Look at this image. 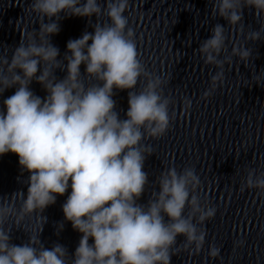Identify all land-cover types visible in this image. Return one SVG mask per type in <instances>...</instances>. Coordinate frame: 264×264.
Masks as SVG:
<instances>
[{
  "label": "clouds",
  "instance_id": "clouds-1",
  "mask_svg": "<svg viewBox=\"0 0 264 264\" xmlns=\"http://www.w3.org/2000/svg\"><path fill=\"white\" fill-rule=\"evenodd\" d=\"M212 3V14L241 31L242 7L250 6L255 15H264V0ZM127 6L128 0H104L109 22L96 23L92 32L68 40L61 61L58 48L50 42L51 35L59 31V14L99 16L101 6L98 0H32L31 8L48 22L41 24L39 40L33 37L26 44L20 42L3 61L6 66L0 67V93L15 86L0 110V155L16 154L21 170L29 173L27 191L21 193L22 210L39 213L40 231L47 219L41 215L45 207L70 189L61 209L64 220L81 233L71 264H170L178 235L184 237L185 248L199 252L205 231L197 225L216 211L214 206L202 205L195 194L200 180L191 167L179 172L175 167L162 170L156 181L158 191L145 204L137 202L148 183L144 160L152 154L141 140L165 133L171 101L160 91L165 79L145 71L137 58L133 30L126 28ZM210 31L196 50L205 64L218 70L201 99L209 97L222 81L225 62L235 56L246 64L252 54L244 44H234L229 55L218 59L225 49V27L217 23ZM262 31L264 25L248 32L245 39H261ZM82 63L83 76L100 83L84 85ZM57 68L66 73L61 79L54 75ZM141 75L146 83L134 92ZM33 79L41 84L45 97L29 88ZM251 79L260 85V73ZM114 88L128 90L123 119L115 110ZM191 105L185 97L183 109L188 111ZM245 184L264 189V173L254 176L250 169ZM12 212L7 203L0 205V264H66L65 247L56 243L44 248L39 235H30L24 244L10 243L2 225ZM62 228L61 223L58 229ZM218 253L219 248L209 246L210 256Z\"/></svg>",
  "mask_w": 264,
  "mask_h": 264
},
{
  "label": "water",
  "instance_id": "water-1",
  "mask_svg": "<svg viewBox=\"0 0 264 264\" xmlns=\"http://www.w3.org/2000/svg\"><path fill=\"white\" fill-rule=\"evenodd\" d=\"M98 3L99 16L59 14V31L50 37L59 50L57 59L62 61L68 40L79 38L85 31L92 32L96 23L109 22L104 15V0ZM31 4L32 0H0V67L6 66L3 61L11 57L20 42L26 44L33 37L39 40L40 26L48 22ZM212 7V0H128L124 12L126 28L133 30L137 58L145 71L165 79L160 91L171 101L165 133L141 140L152 154L145 153L143 170L148 183L137 202L145 204L151 193L158 191L156 181L162 170L175 167L179 172L191 167L200 180L195 194L202 205L214 206L216 211L213 217L197 225L205 231L199 252L191 246L185 248L184 237L178 235L170 264H264V189L245 184L250 169L254 176L264 173V31L261 39H245L248 32L264 25V15H255L250 6L242 7L241 31L212 14ZM217 23L225 27L226 37L225 49L218 59L229 55L234 44H244L252 54L246 64L235 56L231 62H225L222 81L217 82L209 97L201 99L210 87L211 75L218 69L205 64L196 49L210 37V30ZM80 71L86 87L100 83L94 77L83 76V63ZM257 73L261 76L260 85L251 79ZM65 74L61 68L54 71L57 79ZM145 83L146 77L141 75L133 91H140ZM29 88L41 98L46 95L35 79ZM14 91L15 86L0 93V110L3 100ZM127 92L113 89L115 110L121 119L128 107ZM185 97L192 102L188 111L183 109ZM28 175L21 170L16 154L0 155V205L7 203L13 208L2 225L8 230L10 243L24 244L30 235H39L44 248L50 249L56 243L64 246V259L71 264L81 233L64 220L61 209L70 189L45 207L41 215L47 219L40 231L39 213L22 210L21 193L27 191ZM61 223L62 230L58 229ZM88 242L91 244L92 239ZM210 245L219 248L217 256L209 255Z\"/></svg>",
  "mask_w": 264,
  "mask_h": 264
}]
</instances>
